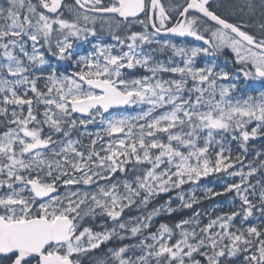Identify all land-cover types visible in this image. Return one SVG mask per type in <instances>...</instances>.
<instances>
[{"label": "snow or ice", "instance_id": "snow-or-ice-1", "mask_svg": "<svg viewBox=\"0 0 264 264\" xmlns=\"http://www.w3.org/2000/svg\"><path fill=\"white\" fill-rule=\"evenodd\" d=\"M211 3L212 0H184L183 4L166 8L162 0H112L110 4L104 0H74L72 20L64 19L59 11L64 7L62 0H38V4L32 0H6L7 7L0 6V57L6 61L0 64V73H6L0 75V116L8 125H15L0 134V176L5 177L0 179V189L5 190L0 193V264H79L72 259L74 254L98 249L117 235L115 229L94 232L84 227L81 222L85 217L106 215L117 221L124 208L135 203L142 193L141 202L147 204L149 197L158 192L189 182L195 184L214 173H228L236 162H241V156L233 159L226 147L228 138L247 151L249 139L264 129V91L258 96L233 95L241 87L237 83L241 75L245 82H259V87L264 88V0L259 4L246 0L243 6L252 17L259 11V37L245 30L248 24L222 18L212 10ZM170 12L176 13L174 23ZM90 13L114 14L124 21L136 20L144 13L145 20L139 21L144 31L131 32L124 38L113 33L116 44H93L91 53L77 55L74 43L97 35L88 24H94L98 16ZM161 34L191 37L202 43L177 47L157 39ZM153 44L160 45V49L170 48L174 57L181 58L182 66L171 58L167 63L155 59L153 53L158 49L145 48ZM41 48L57 61H72L71 73H59ZM225 49L232 52L234 63L240 66L236 72L217 70L216 60L208 61L204 67L194 66L198 56L216 57ZM46 65V90L42 91L37 87L41 76L35 73L43 74ZM137 67L150 75L130 78L123 71ZM161 73H171L172 78L162 79ZM34 100L45 106L43 120L34 110ZM9 105L13 106L11 118ZM25 105L27 115L23 112ZM132 105L148 108L132 117L104 116L110 109ZM157 109L165 110L153 116ZM74 113L90 118L77 120ZM97 117H101L104 134L110 138L99 151V132L91 139L87 152L78 150V142L70 138L57 142L50 134L42 135L46 125L70 137L78 124L87 126L97 122ZM253 122L255 126L249 131ZM158 134H164L167 142ZM128 164L133 168H127ZM161 164L167 167L158 172ZM139 165L149 167L141 170ZM248 167L247 173H228L239 176L240 182L224 189L239 196L244 206L242 213L217 216L199 233L185 230L183 226L193 221L183 220L175 225L180 234L174 242H170L173 230L161 224L156 233L133 246L140 248L135 259L125 258L127 246L110 249L112 259L117 264H201L194 258L196 253L207 264H232V258L243 253L245 264H264V230L256 226L232 230L237 216L242 214L243 224L257 207L245 195L248 188L242 187L257 171L251 164ZM117 171L132 172L135 187L125 180L123 193L118 184L110 183L92 193L69 188L63 197L52 195L61 185L89 186L100 179L110 181ZM222 194L205 189L208 198ZM180 199L186 208L196 202L195 198L190 202L183 196ZM258 210L264 215V188L259 193ZM158 212L154 210L145 219L150 221ZM118 227L137 236L149 224L141 220L134 226L119 223ZM98 264L106 262L100 260Z\"/></svg>", "mask_w": 264, "mask_h": 264}, {"label": "trees", "instance_id": "trees-1", "mask_svg": "<svg viewBox=\"0 0 264 264\" xmlns=\"http://www.w3.org/2000/svg\"><path fill=\"white\" fill-rule=\"evenodd\" d=\"M164 76H168V74L164 73ZM185 95H187V93H185ZM147 108L148 105H142L138 107L131 106L116 113L115 115L117 117H121L125 115H128L127 117H132L133 115H129L130 112L133 113L134 116H136L139 113H141L142 110H147ZM34 110L39 112L41 109L38 107L36 108V106H34ZM164 110L165 109H157L152 113V115L157 116L161 114ZM9 117H10V113H9ZM38 118H40V115ZM137 123H144V121H138ZM64 127L66 128L67 125H64ZM104 127L105 125L101 124L100 120H97V122L95 123L88 124L87 126L78 124L76 129L71 130L70 137L67 138L73 140L72 137H76L78 143L75 144V147H77L78 150L80 151L87 152L91 139L96 138V133L99 132L102 137V139L96 145V149L97 151H99L101 147L105 145L106 142L110 139L107 135L104 134L103 131ZM81 133H83V135H81ZM58 134L60 137L63 136L62 133H58ZM158 135L163 136L164 141H167V138L166 136H164V134H158ZM228 139L230 142L226 145V147L231 150V155L233 159H235L236 156H241V162H236L233 168L228 169V173L232 171H241V170L244 173H247L250 170L248 167L249 164H251L253 168L257 169L255 174L249 178L248 185L242 186L248 188V191L245 193V195L248 196L249 200L256 203L257 207L253 209V216L249 217L247 221H243V224L241 223L242 214L240 216H237L232 222L234 225L232 230L235 231V229L238 227L247 228L248 226H256L264 230V225L259 226L257 224L259 223V221L263 220V216H264L261 215L260 211L258 210L259 193L261 189L264 188V167H261V161H264V151H263L264 137L262 138V140H259L257 137L249 139L246 145L247 151L241 149L237 141H231L230 137ZM153 151L158 152V150H153ZM228 154H229L228 152L225 153V155ZM101 155H103V153H101ZM126 167L131 169L133 168V164H128L126 165ZM137 167L143 170L149 166L139 165ZM159 169L160 168H158L157 171ZM228 173L225 172L214 173L207 177H202L195 184L189 182L181 185L180 188H176L173 190L171 189L170 191L167 192H159L156 195L149 197L147 204L141 202L142 197L144 195V193H142L141 197H137L135 203H133L134 204L133 208L139 207L140 209H138V211L137 210L134 211L133 214H137L140 211H143L146 214V216H148L150 213H153L154 210L159 209L161 206L165 204L176 205L181 203L180 207L176 208V210L172 213L156 214L152 216L150 227L146 228L145 234L149 235L152 233H156L161 224H166L167 226H171V228L176 230L175 225L183 220L193 221V223L183 226L185 230L188 231L195 230L197 233H199L201 228L206 226L210 222V220L215 219L217 216L231 214L232 212L242 213V207L244 206L242 205V201L240 200L239 196H237L235 191L224 192V189L228 184L240 182L239 176H231ZM114 174H115L114 178H111L112 180H110L111 181L110 183H115V184H117L120 181L124 182L125 180H129L133 178L134 175L132 172L122 173L119 171H117ZM206 188H211L214 193H223V194L214 195L208 198L205 196ZM253 192L255 194H253ZM179 193L184 194L183 196L184 201L190 202L193 198H195L196 202L192 203V206L190 208L183 207V203L181 199L178 197ZM129 210H130V206L126 210H123L121 215L127 214ZM110 222L111 219L106 215H97L95 216V218L85 217V219L81 223H83L84 227H90L94 232L97 231L104 232L109 229L108 227L110 225ZM177 231H180V229ZM173 241L174 238L171 242ZM193 255L196 260L201 261V264H207V261L203 256H200L196 253H194ZM243 256L244 254L240 253L236 257H233L232 264H245L243 260Z\"/></svg>", "mask_w": 264, "mask_h": 264}, {"label": "flooded vegetation", "instance_id": "flooded-vegetation-1", "mask_svg": "<svg viewBox=\"0 0 264 264\" xmlns=\"http://www.w3.org/2000/svg\"><path fill=\"white\" fill-rule=\"evenodd\" d=\"M112 0H104L105 4H110ZM260 0H256V3L259 4ZM162 3L165 5L166 8L169 7L170 4H183L184 0H162ZM246 3V0H212L211 8L213 11H215L218 15H220L222 18L228 20L232 23H241L244 22L248 24L249 26L245 29L249 33L256 35L259 37L261 35V31L259 28V24L261 22V17L259 14V11H257V14L255 17H252L248 14V12L243 8L244 4ZM170 14L173 17V23L176 20V13L170 12ZM112 16V15H111ZM115 17V16H113ZM118 19L117 17H115ZM145 20V14L141 13L136 20H132V18H129V21L126 22L128 24H131L133 28H136L137 32L144 31V25L141 24L139 21ZM211 24L212 22H208ZM149 31H151V26L149 25L148 28ZM159 40L166 39L167 41H174L178 42L176 38H173L169 35H163L161 34L159 37H157ZM177 40V41H176ZM186 41L188 43H192L193 40L191 38L181 40ZM202 43V42H201ZM0 179H3L2 176H0ZM16 187H19V185H16ZM66 186L61 185L57 190V196H59L65 192ZM5 191L4 189H0V193H3ZM43 202V201H38ZM124 241H106L101 244L100 248L94 249L88 253L85 254H74L72 259L78 260L79 264H98L100 260H104L106 264H117L116 261L112 259L110 249L115 251L120 248L119 243ZM128 246H131V241H127ZM129 250V249H128ZM126 254V253H125ZM124 254V255H125Z\"/></svg>", "mask_w": 264, "mask_h": 264}, {"label": "rangeland", "instance_id": "rangeland-1", "mask_svg": "<svg viewBox=\"0 0 264 264\" xmlns=\"http://www.w3.org/2000/svg\"><path fill=\"white\" fill-rule=\"evenodd\" d=\"M0 6H2V0H0ZM74 7H69V6H67L66 7V9H65V13H66V15H69V18L70 19H74V15H73V12L70 10V9H73ZM63 16V18L64 19H67V17L65 16V14L64 15H62ZM107 19H109V18H107ZM110 20V19H109ZM0 23H3V21H0ZM81 23H83V22H81ZM127 26V27H126ZM88 27H90V28H95V29H98L99 31H101L102 33H104V40H105V43H104V45L105 46H107V45H110V40L108 39V37L110 36V35H112L113 33L114 34H116V35H119L121 32L122 33H128V31H127V29L128 28H131V26L128 24V25H122L121 23H119V22H115V21H103L102 19H96V21H95V23L93 24V23H89L88 24ZM126 28V30H124ZM97 32V31H96ZM120 36V35H119ZM121 38H124L123 36H120ZM117 42H115L114 44H116ZM114 44H112V45H114ZM180 47H184V46H180ZM185 48V47H184ZM126 50V49H125ZM2 51V50H1ZM28 51L29 52H31V50H29L28 49ZM40 51L41 52H43L44 51V49L43 48H41L40 49ZM17 52H18V50H17ZM46 58V57H45ZM179 58V57H178ZM171 59H173V58H171ZM197 59V58H196ZM196 59H195V62H194V66L195 67H197V64H196ZM47 60V59H46ZM174 60V59H173ZM213 60H216V63L218 62L217 61V59H215V57L213 58ZM48 61V60H47ZM177 62V61H176ZM4 63H6V61H4L3 60V58L1 57V64H4ZM164 63H166V62H164ZM178 63V62H177ZM182 66V65H181ZM37 73L38 74H40L38 71H37ZM0 75H6V73H0ZM9 79H12L11 77H8ZM224 83H226V82H224ZM3 94H0V96H2ZM134 116V115H133ZM42 120H43V116H42V118H41ZM0 121H1V119H0ZM254 123V122H253ZM250 126V125H249ZM11 127H15V125H12ZM29 127H31V126H29ZM44 127H48V126H44ZM7 129H2V133L4 132V131H6ZM178 130V129H177ZM248 130L250 131L251 130V128L249 129L248 128ZM48 133H46V135H47ZM42 135H44V134H42ZM68 139V138H67ZM59 141H61V140H59ZM59 141H57V142H59ZM66 141V140H65ZM165 142H167V141H165ZM51 147H55L54 145H51ZM164 167H167V165L166 164H161L160 165V169L158 170V172L159 171H162V170H164L165 168ZM98 180H96V182H97ZM129 182H132V184H133V187H135V176L133 175V178H131V179H129L128 180ZM104 182H101L99 185H101V184H103ZM118 185H119V188H118V190L121 192V193H123V192H125L126 190L123 188V181H120L119 183H117ZM92 185V184H91ZM91 185H89V186H84V185H80V188L79 189H81L82 191H87L88 192V189L87 188H89ZM98 185V186H99ZM79 186V185H78ZM98 186L97 187H95L96 188V190L98 191ZM83 187V188H82ZM172 190L173 189H176L175 187H172L171 188ZM68 191V190H67ZM67 191H65L64 193H63V196H64V194L67 192ZM159 193V192H158ZM157 194V193H156ZM156 194H154V195H156ZM181 196H184V194L183 193H179L178 194V197L180 198ZM137 198V197H136ZM136 198H135V200H136ZM181 204V203H180ZM180 204H176V205H173V204H165V205H163V206H161L160 208H159V212L157 213V214H164V213H169L168 212V208H171L173 211H175L176 210V208H178V207H180ZM173 211H171V212H173ZM170 212V213H171ZM146 217H148V216H146L144 213H139V214H135V215H133V216H129V215H125L124 217H122L121 215H120V217H119V219L117 220V221H113L112 219H111V226H110V229L108 230V231H111V230H113V229H115V231H116V233H117V235H114L112 238H115V237H121V236H124V237H128V233H131L130 231H128V230H126V229H120L119 227H118V224L119 223H126V224H128L129 226H134L137 222H139V221H141V220H143L145 223H148L149 224V226H150V224H151V221H152V219L150 220V221H148V220H146L145 218ZM172 229V228H171ZM173 230V229H172ZM177 230H179V229H176V230H173V233H174V236H173V238H174V241H175V239L176 238H179V234H180V231H177ZM143 231H144V229H142V233L141 234H138L137 236H132V234H130L129 235V239H133L134 241H131V246H128V251L126 252V256H125V258H127L128 257V255H129V257H131L132 256V259H135V257L137 256V255H139L140 254V248L139 247H133V246H137V245H139V241L141 240V239H145V238H147V237H149L150 235H147V236H144V233H143ZM109 241V240H108ZM147 242H149V243H151L152 241L151 240H148ZM171 242V241H170ZM128 244V243H127ZM127 246V245H126ZM152 264H155V261H153L152 262Z\"/></svg>", "mask_w": 264, "mask_h": 264}, {"label": "water", "instance_id": "water-1", "mask_svg": "<svg viewBox=\"0 0 264 264\" xmlns=\"http://www.w3.org/2000/svg\"><path fill=\"white\" fill-rule=\"evenodd\" d=\"M122 107H124V106H122ZM122 107H119V108H122ZM119 108H113V109H119ZM110 110H112V109H110ZM76 114H78V113H76Z\"/></svg>", "mask_w": 264, "mask_h": 264}]
</instances>
